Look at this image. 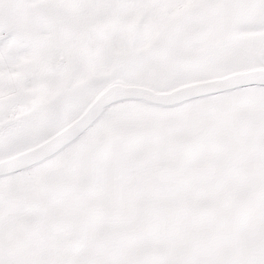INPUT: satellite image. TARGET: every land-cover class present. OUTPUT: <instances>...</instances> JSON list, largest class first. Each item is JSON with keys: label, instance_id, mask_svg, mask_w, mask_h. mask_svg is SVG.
<instances>
[{"label": "snow or ice", "instance_id": "6c2138e0", "mask_svg": "<svg viewBox=\"0 0 264 264\" xmlns=\"http://www.w3.org/2000/svg\"><path fill=\"white\" fill-rule=\"evenodd\" d=\"M0 264H264V0H0Z\"/></svg>", "mask_w": 264, "mask_h": 264}]
</instances>
